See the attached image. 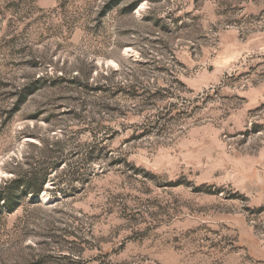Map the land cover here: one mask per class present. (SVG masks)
Segmentation results:
<instances>
[{
    "label": "rangeland",
    "instance_id": "1",
    "mask_svg": "<svg viewBox=\"0 0 264 264\" xmlns=\"http://www.w3.org/2000/svg\"><path fill=\"white\" fill-rule=\"evenodd\" d=\"M0 264H264V0H0Z\"/></svg>",
    "mask_w": 264,
    "mask_h": 264
},
{
    "label": "bare ground",
    "instance_id": "2",
    "mask_svg": "<svg viewBox=\"0 0 264 264\" xmlns=\"http://www.w3.org/2000/svg\"><path fill=\"white\" fill-rule=\"evenodd\" d=\"M38 198H39L38 200H40V201L42 202V201H46V200H47V198H48V196L44 194V195H42V196H41V195H39V197H38Z\"/></svg>",
    "mask_w": 264,
    "mask_h": 264
},
{
    "label": "trees",
    "instance_id": "3",
    "mask_svg": "<svg viewBox=\"0 0 264 264\" xmlns=\"http://www.w3.org/2000/svg\"><path fill=\"white\" fill-rule=\"evenodd\" d=\"M39 190H35V192H38Z\"/></svg>",
    "mask_w": 264,
    "mask_h": 264
}]
</instances>
